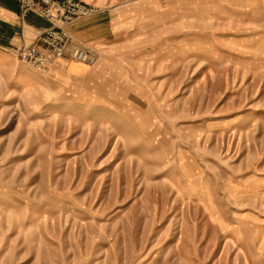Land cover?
Masks as SVG:
<instances>
[{"label": "rangeland", "instance_id": "374dc122", "mask_svg": "<svg viewBox=\"0 0 264 264\" xmlns=\"http://www.w3.org/2000/svg\"><path fill=\"white\" fill-rule=\"evenodd\" d=\"M101 1L86 76L0 74V264H264V0Z\"/></svg>", "mask_w": 264, "mask_h": 264}, {"label": "crops", "instance_id": "0c3cea01", "mask_svg": "<svg viewBox=\"0 0 264 264\" xmlns=\"http://www.w3.org/2000/svg\"><path fill=\"white\" fill-rule=\"evenodd\" d=\"M60 2L62 0H48ZM90 6H99L102 12L88 19H82L69 27L72 35L79 41L95 46H108L113 38L119 35V22L115 11L104 7L101 0H80ZM105 9V10H104ZM49 27L44 19L36 14L23 16L15 0H0V74L4 72L11 76L15 70L13 52L24 46L37 42L42 29ZM89 67L80 63L61 61L55 67L56 73H65L73 78H82L89 72ZM25 82L30 77L20 74ZM15 75H13L14 77ZM30 81V80H29Z\"/></svg>", "mask_w": 264, "mask_h": 264}, {"label": "built area", "instance_id": "2783aa9c", "mask_svg": "<svg viewBox=\"0 0 264 264\" xmlns=\"http://www.w3.org/2000/svg\"><path fill=\"white\" fill-rule=\"evenodd\" d=\"M24 16L37 14L49 22L50 27L39 35L40 45H32L15 52L21 66L45 73L58 61L70 59L92 66L99 53L94 47L78 42L66 29L78 19L91 17L99 10L80 0H15Z\"/></svg>", "mask_w": 264, "mask_h": 264}]
</instances>
